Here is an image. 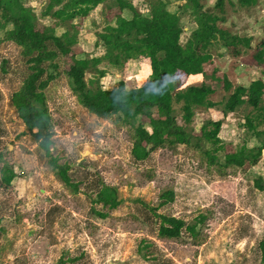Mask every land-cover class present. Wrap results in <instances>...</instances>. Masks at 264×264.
I'll use <instances>...</instances> for the list:
<instances>
[{
	"label": "rangeland",
	"instance_id": "374dc122",
	"mask_svg": "<svg viewBox=\"0 0 264 264\" xmlns=\"http://www.w3.org/2000/svg\"><path fill=\"white\" fill-rule=\"evenodd\" d=\"M129 1L142 14H148V0ZM166 1L169 9L180 15L184 43L196 28L194 19L188 11L173 6L183 1ZM215 1L204 0L205 8L212 7ZM46 3L47 0H26L38 16L39 29L54 23L41 16ZM107 5L100 4L87 17L74 20L79 26L74 54L95 57L104 53L96 33L105 25L104 18L120 13L116 5ZM222 16L223 28L252 38L251 49L235 55L215 48L203 75L186 80L178 73L185 85L210 84L215 89L210 98L217 102L227 95L219 84L224 76L233 86L264 76V63H257L253 57L257 45L264 40V0L249 8L240 7L237 0H226ZM68 26L69 23L57 26L55 31L59 35ZM10 27L7 24L0 28V125L4 132L3 151L8 153L16 174L12 195L17 203L11 215L5 213L0 219V264H57L63 253L77 248L89 254L91 264H150L137 252L142 238L155 243L175 264H260L255 259V247L264 237V192L256 189L253 181L257 176L264 178V151L260 161L245 172L235 168L220 170L209 164L200 151L185 145L157 149L145 162L134 163L128 124L120 123L116 116L98 117L86 110L70 91L65 74L60 73L45 90L55 153L75 163L85 160L89 169L118 188L122 199L108 217L98 218L90 213L89 200L82 192L74 194L57 179L38 140L10 104L24 69L18 46L2 40ZM69 63L67 57L63 69ZM100 66L107 71L100 79L106 89L117 86L122 78L127 88L139 86L150 74L145 59L128 63L124 77L119 69ZM91 77L86 74V79ZM179 106L173 104L177 113ZM250 112L251 107L246 105L226 116L219 109L197 108L190 126L198 133L206 119H220L223 124L219 137L232 144L227 150L241 144L253 146L257 141L245 127V116ZM259 128L263 129L264 124ZM166 188L175 191V201L168 210L176 217L190 220L198 213L206 215L199 243L186 237H157L142 221L136 204H155ZM242 225L245 237L239 239L236 233Z\"/></svg>",
	"mask_w": 264,
	"mask_h": 264
},
{
	"label": "trees",
	"instance_id": "16d2710c",
	"mask_svg": "<svg viewBox=\"0 0 264 264\" xmlns=\"http://www.w3.org/2000/svg\"><path fill=\"white\" fill-rule=\"evenodd\" d=\"M176 1L183 2L173 6L188 11L196 24L184 43L181 42L180 15L169 9L166 0H148V14H142L129 0H47L41 16L53 19L54 23L42 29L38 28V16L26 5V0H0V28L11 26L5 30L2 40L18 46L24 65L20 86L12 92L10 104L38 140L57 179L74 194L82 192L89 200L90 213L98 218L108 217L121 205L122 199L118 188L108 185L96 171L89 169L85 160L75 163L55 153L45 90L60 73L65 74L70 91L86 110L98 117L116 116L117 121L128 124L130 155L134 163L145 162L157 149H172L178 145L195 148L209 164L220 170L235 168L245 172L262 157L264 128H259L264 124L262 79L233 86L224 76L219 84L227 95L217 102L210 98L215 92L210 84L185 85L178 74L182 73L186 80L203 75L204 66L212 61L213 49L222 48L240 55L251 49L252 38L231 33L221 26L226 0H216L208 8L204 0ZM257 2L237 0V4L245 8ZM105 3L108 8L116 5L120 13L111 19L104 18L105 25L96 33L104 53L95 57L74 54L79 34L74 20L87 17L98 5ZM66 23L69 26L63 27L64 31L58 35L56 27ZM262 30L264 34V22ZM256 48L254 59L264 63V40ZM67 57L70 63L63 69ZM141 59L147 60L150 68L148 78L141 85L126 88L122 78L111 89L102 87L100 79L107 71L101 64L119 69L124 77L127 64ZM87 73L92 74L90 79H86ZM174 103L180 104L178 113ZM243 105L251 107V112L245 116V127L257 141L253 146L241 144L227 150L232 144L219 137L223 124L220 119H206L198 133L190 126L197 108L219 109L226 116ZM3 133L0 125V219L5 213L11 215L17 203L12 195L16 174L8 153L3 151ZM253 182L256 189L264 192V178L257 176ZM175 196L172 188H166L159 193L155 204H136L138 214L157 237H186L199 243L206 215L198 213L190 220L176 217L168 210ZM245 232V225H242L236 235L242 239ZM255 251V259L264 264V237L258 240ZM137 252L150 264H175L147 238L140 240ZM57 264H91V259L85 250L77 248L63 253Z\"/></svg>",
	"mask_w": 264,
	"mask_h": 264
},
{
	"label": "crops",
	"instance_id": "0c3cea01",
	"mask_svg": "<svg viewBox=\"0 0 264 264\" xmlns=\"http://www.w3.org/2000/svg\"><path fill=\"white\" fill-rule=\"evenodd\" d=\"M261 73L264 75V70L261 71ZM255 79H262L264 81V76L263 77H259V78H255ZM255 79H252V80H255ZM127 88V87H126ZM132 88V87H131ZM264 151V150H263ZM263 151H262V154H263Z\"/></svg>",
	"mask_w": 264,
	"mask_h": 264
}]
</instances>
